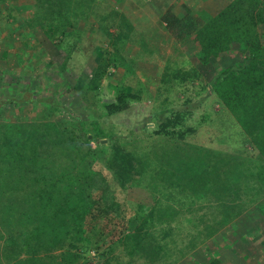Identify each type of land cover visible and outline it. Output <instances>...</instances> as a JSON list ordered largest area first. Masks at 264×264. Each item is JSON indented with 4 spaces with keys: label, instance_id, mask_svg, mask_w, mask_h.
Instances as JSON below:
<instances>
[{
    "label": "trees",
    "instance_id": "1",
    "mask_svg": "<svg viewBox=\"0 0 264 264\" xmlns=\"http://www.w3.org/2000/svg\"><path fill=\"white\" fill-rule=\"evenodd\" d=\"M107 6L98 0H24L21 9L26 8L24 13H28L25 32L40 27L71 58L92 29L88 26L90 17L115 48L124 49L121 43L131 40V20L116 5ZM15 9L13 5L8 11ZM161 13L191 64L189 69L171 72V65L166 64L162 87L172 86L174 79L180 80L182 86L200 80L204 87H210L260 157L225 152L219 153L221 157L217 159L211 148L184 151L185 132L171 124L184 123L191 115L187 109L162 121L160 132L148 135L152 143L160 142L152 147L153 156L148 155L150 149H143L145 140L139 137L144 128L141 132L135 128L123 132L107 126L106 130L108 119L141 99L145 90L141 82L113 84V99L101 101L103 113L96 116L91 110L82 117L65 107L56 94L37 99L30 95L26 84H19L26 90L22 93L16 87L7 104L20 110L28 103L36 106L42 102L46 108L32 117L24 112L0 115V264H122L114 263L113 252L119 242L126 243L133 237L137 239L130 248L133 260L156 259L164 247L158 243L153 228L157 222L166 221L170 206L157 207L156 224H150L148 215L156 207L138 206L135 219L129 215L135 208L124 191L133 189L134 197L145 199L135 191L148 175L146 168L157 162V174L151 177L165 178L169 184L176 178L180 184L187 176L188 185L192 186L190 181L196 179V189L207 188L212 181L220 199L239 196L250 188L235 184L243 181L246 174L252 176L253 182L258 180L264 185V0H228L216 14L191 9L180 18L171 5ZM12 18L17 20L13 13H0V21L13 26ZM34 44L31 46H42L39 41ZM95 49L97 66L87 75V81L77 82L74 89L69 84L67 89L78 91L91 109L90 95L101 94L104 79L111 75L109 68L119 60L116 55L106 57L101 46ZM65 109L68 117L55 115ZM187 130L196 129L189 126ZM99 139H108V143L102 144ZM258 186L252 183L253 195H259ZM223 211L219 224L225 225L236 211ZM130 224L134 232L129 231ZM206 264L222 261L214 255Z\"/></svg>",
    "mask_w": 264,
    "mask_h": 264
},
{
    "label": "rangeland",
    "instance_id": "2",
    "mask_svg": "<svg viewBox=\"0 0 264 264\" xmlns=\"http://www.w3.org/2000/svg\"><path fill=\"white\" fill-rule=\"evenodd\" d=\"M98 1L104 3L105 6L108 5L107 8L109 4L116 5L123 13H133L134 16L140 13H161L171 4L174 8L182 7L185 11L196 9L204 3L206 6L217 5V0ZM13 5L16 8L15 11H8V8ZM23 7L24 0L0 1V13H13V16L17 17V20L13 18L10 20L15 23L13 26L7 21H0V102L6 104L0 105L2 107L0 115L24 112L32 117L40 109L46 108L45 103L42 102L36 106L28 103L20 110L19 107L7 104L9 103L8 98L11 95L14 96V89L20 88L19 84L22 83L26 84L30 95L37 99L56 94L58 98H61L65 107L82 117L91 114L89 112L91 110L95 115L103 113L101 101L113 99V84L128 81L135 85L141 82L145 88L141 99L132 103L127 111L108 119L104 124L106 130L107 126L120 128L123 132L132 128L141 132L144 128L145 131H142L139 137L145 140L146 146L143 149H150L151 154L148 155L153 156L152 147L160 142L152 143L148 140V135L153 131L160 132L162 121L171 119L177 111L187 109L191 115L185 118L184 123L179 122L175 126L171 122L172 128L176 127V129H181L180 132H185L183 138L185 143L182 146L184 151H192L194 148L192 151L194 152L196 147H200L201 150L211 148L215 150L217 159L221 157L219 153L225 152L242 156L256 154L255 157H260L210 87H204L200 80L195 81L194 84L184 83L182 86L178 79H174L172 86L166 89L162 87L161 77L166 64L169 67L171 65L170 72L172 69L190 68V59L182 52L181 45L173 44V42L140 43L141 35L133 29L131 40L121 43L125 44L124 49L115 48L110 44L105 33L101 31L98 22L90 17L88 26L92 29L87 31L83 43L78 44L79 48L71 58H68V53L56 47L53 40H50L40 27L31 29L29 33L25 32L28 13H24L26 8L22 10ZM128 19L131 20L130 17ZM138 20L146 22L148 19L139 17ZM24 32L27 33L26 36ZM37 41L42 43L41 47L31 46ZM96 46L103 48L106 57L112 58V55H116L119 60L116 61L117 65L112 64L109 68L111 75L104 79L101 94L96 97L90 95L91 109L86 107L78 91H67V89L69 84L74 89L77 82L87 81V75L97 66ZM63 63H65L64 67ZM160 88H163L162 91H159ZM25 90L26 88H20L22 93ZM97 97L100 98V102ZM65 110L54 113L60 117H68V109ZM189 126L196 130L188 131ZM121 130L119 131L122 132ZM92 137L93 135L90 138ZM99 141L102 144L108 143V139H99ZM158 167L159 162L146 168L149 170L148 175L142 178V183L137 186L135 192L138 197L145 199L134 197L133 189L124 192L127 194L126 199L133 200L130 202L135 210L129 212V215L133 217L138 206H150L151 209L156 207L154 211L150 210L153 214L148 215L150 224H156L159 211L157 207L166 209L170 206L168 213L173 216L170 217L167 214L166 221L157 222L153 228L157 231L155 233L157 241L163 245L164 250L155 255L156 259L137 257L133 260L130 250L137 239L128 238L126 243L119 242L113 252L114 263L135 264L137 263L135 260H138L140 264H149L153 261H156V264H206L211 256L217 255L222 264H264V185L262 183L260 184L258 180L253 182L252 176L246 174L243 181L235 184L242 189L250 188L244 190L239 196L227 195L220 199L215 193L216 189L212 181L207 188L201 186L202 188L197 189L193 187L196 179L190 181L191 186L188 185L187 176L183 177L180 184H177L179 180L176 178H173V183L169 184L165 178L160 180L159 177H151L157 174ZM188 172L196 173L197 171ZM252 183L259 184L256 189L258 196L252 193ZM191 192L196 194L195 197H201L193 200L194 196ZM121 195L124 196V193ZM134 201L141 203L137 204ZM171 207L175 210H171ZM225 209L236 212L232 211L234 216L230 222L222 225L219 223ZM130 226L132 229L129 231L134 232L133 224Z\"/></svg>",
    "mask_w": 264,
    "mask_h": 264
},
{
    "label": "crops",
    "instance_id": "3",
    "mask_svg": "<svg viewBox=\"0 0 264 264\" xmlns=\"http://www.w3.org/2000/svg\"><path fill=\"white\" fill-rule=\"evenodd\" d=\"M227 2H228V0H217V5L211 4L208 6H206L204 3L203 6H198L196 9H193V10L194 11L195 10H205V11H208L212 14H216L225 6V4ZM174 11H175L174 14L176 16L182 18L186 14H188V13H186V11H189V10L185 11V9L181 7L180 9L174 8ZM124 14L127 18L128 17L131 18L133 28L135 27L134 31L135 32L137 31V33L141 35V37L139 38L140 43L148 44V42H156L159 44H163L165 42L166 43L167 42H170V43L173 42V44L181 45V43L169 31V29L166 26V23L162 20V15L164 13H140L137 16H134L133 13L132 14L124 13ZM192 14H196V13H192ZM136 17H138V18H136ZM139 17H143V18H146L148 20L146 22H143V21L138 20ZM145 31H147V32L145 33ZM143 34H144V36H142ZM146 34H149V35H146ZM151 38H155L156 40H153ZM160 47H162V46H160ZM181 47H182V45H181Z\"/></svg>",
    "mask_w": 264,
    "mask_h": 264
},
{
    "label": "water",
    "instance_id": "4",
    "mask_svg": "<svg viewBox=\"0 0 264 264\" xmlns=\"http://www.w3.org/2000/svg\"><path fill=\"white\" fill-rule=\"evenodd\" d=\"M90 137H91V135H90Z\"/></svg>",
    "mask_w": 264,
    "mask_h": 264
}]
</instances>
